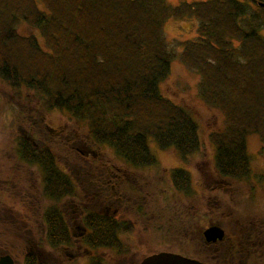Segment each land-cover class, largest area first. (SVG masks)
Listing matches in <instances>:
<instances>
[{
	"label": "trees",
	"instance_id": "obj_1",
	"mask_svg": "<svg viewBox=\"0 0 264 264\" xmlns=\"http://www.w3.org/2000/svg\"><path fill=\"white\" fill-rule=\"evenodd\" d=\"M260 2L0 0V78L13 89L36 90L47 107L85 122L94 142L109 145L127 162L150 165L157 164L153 146L173 148L181 159L199 149L194 118L160 87L179 56L199 75L201 98L225 121L222 130L210 134L218 174L247 182V137L257 134L264 151ZM180 18L194 19L196 34L180 42L177 54L169 47L164 24ZM20 22L37 35L21 34ZM28 150L26 143L18 149L23 160H44L43 166L57 169L50 150ZM98 216L91 221L110 224L116 238L121 223ZM246 216L242 213L238 222ZM48 233L52 240L55 231Z\"/></svg>",
	"mask_w": 264,
	"mask_h": 264
},
{
	"label": "rangeland",
	"instance_id": "obj_2",
	"mask_svg": "<svg viewBox=\"0 0 264 264\" xmlns=\"http://www.w3.org/2000/svg\"><path fill=\"white\" fill-rule=\"evenodd\" d=\"M169 1L177 3L178 0ZM17 27L21 34L34 33L37 35V31L24 22H20ZM164 30L169 47L180 54L182 46L180 42L196 34V22L194 19H172L166 21ZM262 33L264 34V26ZM199 80L197 72L185 65L177 56L172 62L169 75L160 84L162 93L187 109L194 118L200 138L199 149L188 154L187 160L181 162L173 148L160 149L153 146L157 164L136 168L128 166L129 163L119 157L109 145L94 142L85 122L72 119L71 115L65 110L47 107L43 95L36 90L27 88L24 85L19 90L13 89L6 80L0 78V201L2 202L0 204L9 209L12 208V203L15 206L17 201L21 200L22 202L21 197L17 196L19 193L21 195L28 193L33 197L34 193L39 191L34 185L36 183L40 186V171L28 164L24 165V162L18 163V159H22L18 149L21 148L23 143H28L22 132L28 133L39 144L36 147L31 146V149H37L34 152L49 149L57 162L62 165L72 159V155L74 157L76 152L81 153L77 146L82 148V143L92 144L91 147L95 155L89 154L87 160L94 159V161H91L93 164H90V166L95 172L100 169L102 162L115 164L125 169L129 176H135L134 178L138 181L152 180L148 190L157 191L152 192L154 197L147 200L145 204L147 210L150 211V216L142 215L141 212L142 216L138 220L135 219L137 215L132 209L126 212H121V210H119V213L117 212L119 216L122 214L123 218L132 220L136 226L133 236L138 241L133 245L135 253L131 257L130 264H138L140 255L146 254L148 251L168 249L182 251L186 254L193 253V235L189 234L187 238L177 223L173 226L174 228L169 227V220L167 219H169L168 216L172 206L175 209L185 206L192 211L197 206L204 204L208 215L209 208L214 209L220 204L228 213L231 212L232 207L238 208L237 215L240 216L242 213L247 214V209L259 207V202H264L263 187L260 188L262 197H258L255 193L260 186L264 185V176H262L264 174V151L257 134H251L247 137V150L252 168L247 182L235 180L232 184L234 188H226L223 184V190L219 193L217 190L212 189L211 186L214 183L209 172H214L215 163L212 162L214 160V146L211 143L210 134L222 130L225 121L222 114L217 109L210 107L199 95ZM49 128H54V130H49ZM63 136L70 137L69 142L76 147L75 151H69L63 147L65 143L61 138ZM76 158L79 159L80 155H77ZM176 163L190 170L191 182L197 192L195 190L194 197L179 193L181 196L190 197V199L183 198L181 201L177 195L172 196L170 192L169 169ZM197 163L200 164V169L194 167ZM23 169L25 170L23 173L27 174L33 187H28L26 178H17ZM29 170L34 172L30 173ZM261 176L263 179H261ZM252 186L254 190L251 189ZM202 187L205 191L204 194L201 193ZM133 191L134 188L128 189V194ZM198 198L204 200H198ZM244 200H248L246 207L243 205ZM92 202L96 203V200L93 198ZM119 204L117 203L116 206H119ZM116 206L111 208V211ZM15 209L17 208L13 207L12 212ZM23 209H25V206ZM30 216L34 219L31 221L30 218L29 230L16 227V223H12V221L0 223V252L9 251L19 262L26 249L30 247L26 237L43 234L41 230L36 228L37 224L34 222L38 214H31ZM227 227L230 231V226ZM69 253L68 249L57 252L55 264H88L84 260L70 257Z\"/></svg>",
	"mask_w": 264,
	"mask_h": 264
},
{
	"label": "flooded vegetation",
	"instance_id": "obj_3",
	"mask_svg": "<svg viewBox=\"0 0 264 264\" xmlns=\"http://www.w3.org/2000/svg\"><path fill=\"white\" fill-rule=\"evenodd\" d=\"M49 130H54V128H49ZM56 132L58 131L56 130ZM22 135L28 141L26 143V147L29 148L28 153H30V150H37L31 149V146L36 147L39 145L35 139L25 131L22 132ZM61 138L65 141L63 144L65 149L69 151L76 150V147L69 142L70 137L63 136ZM91 145L82 143V148L77 146L81 153L76 152L74 157L72 155V159H69L67 163L64 162L63 165L54 158L57 169L43 166L44 160L35 162L34 160L18 159V163L24 162V165L28 164L40 171L41 174L38 173L41 175L40 186L36 183L34 185L39 191L34 193L33 197L28 193L24 195L20 193L17 195L16 193L17 196L21 197L22 202L21 200L17 201L15 206L12 203V208H17L13 212L11 207L7 209L4 208L3 204H0V223L12 221V223H16V227L29 230L30 220L33 221L34 219L30 215L38 214L34 222L37 224L36 228L41 230L43 234L41 233L39 236L38 234L28 235L30 237H26L30 247L26 249L20 262L9 251H1L0 257L9 255L13 260V264H55L57 252L68 249L70 257L84 260L88 264L131 263V257L135 253L133 245L138 241L133 236L136 226L132 220L123 218L122 214L119 216L117 212L119 213V210L126 212L132 209L137 215L135 219L138 220L142 215L150 216V211L147 210L145 204L147 200L154 197L152 192L157 191L148 190L152 180L138 181L134 178L135 176H129L125 169L115 164L102 162L100 169L95 172L90 166V164H93L91 161H94V159L87 160L89 154L95 155ZM77 155H80L79 159L76 158ZM185 160L187 158H180L181 162ZM212 162L215 163V160H212ZM127 163H129L128 166L136 168L153 165ZM23 164L19 165L24 166ZM194 167L200 169V164L197 163ZM24 171L23 169L17 178H26L28 187H33L27 174L23 173ZM32 172L34 171L31 170L30 173ZM214 172H209L214 183L211 186L213 190H217L219 193L223 190V184L226 188H234L232 184L236 179L221 177L216 168ZM169 174L172 196L177 195L181 201L183 198L190 199V197L195 196L196 188L192 185L188 168L176 163L169 169ZM262 176L261 179H263ZM179 183H185L186 185H178ZM261 187L264 189L263 185L255 192L258 197H262ZM133 188L134 191L128 194V189ZM201 189V193L204 194V188ZM251 189L254 190V187L252 186ZM179 193L190 197L181 196ZM93 198L96 203L92 202ZM198 200L204 199L198 198ZM0 203L2 202L0 201ZM117 203H120L119 206H116ZM259 203V207L247 209L244 223L238 222L237 212L239 209L235 207H232L231 212L228 213L219 204L214 209L209 208L207 212L209 214L207 215L204 204H199L200 206L192 211L185 206L176 209L172 206L168 216L169 219H167L169 220V227L174 228L173 226L177 223L186 237L189 234L193 235V253L186 254L182 251L168 249L148 251V253L140 255V260L137 263L139 264L151 254L169 251L210 264H264V202ZM20 205L22 206L20 207ZM24 206L25 209H23ZM114 206H116L115 209L111 211ZM211 212L213 213L211 214ZM96 214L97 216L114 217L121 223L116 238H112L108 227L110 224L91 221ZM211 225H217L223 231L221 239L206 240L204 230ZM228 225L231 228L230 231ZM103 228L106 232L101 231L104 230ZM32 229L34 230L33 227ZM50 229L55 231L52 234L54 235L53 241L49 238L50 233H48V230ZM92 245H96V247Z\"/></svg>",
	"mask_w": 264,
	"mask_h": 264
},
{
	"label": "water",
	"instance_id": "obj_4",
	"mask_svg": "<svg viewBox=\"0 0 264 264\" xmlns=\"http://www.w3.org/2000/svg\"><path fill=\"white\" fill-rule=\"evenodd\" d=\"M264 6V3H259ZM204 234L207 241H213L215 239H221L223 237V231L217 225L208 226L204 230ZM0 264H13V260L9 255H3L0 257ZM139 264H210L203 262L199 259L187 257L179 253L161 251L151 254L145 257Z\"/></svg>",
	"mask_w": 264,
	"mask_h": 264
}]
</instances>
